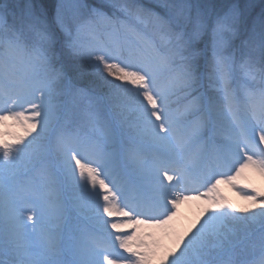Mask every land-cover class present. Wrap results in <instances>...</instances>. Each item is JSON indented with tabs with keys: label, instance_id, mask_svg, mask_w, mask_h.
I'll list each match as a JSON object with an SVG mask.
<instances>
[{
	"label": "snow or ice",
	"instance_id": "6c2138e0",
	"mask_svg": "<svg viewBox=\"0 0 264 264\" xmlns=\"http://www.w3.org/2000/svg\"><path fill=\"white\" fill-rule=\"evenodd\" d=\"M247 169L264 177V0H0V264H264Z\"/></svg>",
	"mask_w": 264,
	"mask_h": 264
},
{
	"label": "rangeland",
	"instance_id": "374dc122",
	"mask_svg": "<svg viewBox=\"0 0 264 264\" xmlns=\"http://www.w3.org/2000/svg\"><path fill=\"white\" fill-rule=\"evenodd\" d=\"M246 171H248V169L245 170V172ZM245 172L242 174V177L239 179L240 182L247 183V184L252 183L253 185L263 184L262 181H264V177L257 175L254 171H250L249 173H245ZM231 194H234V193L232 192ZM183 222H184V226H188L184 230V232L187 231L189 228H191L192 227L191 225L194 224L192 222H187L186 219H184ZM178 233H180V232H178Z\"/></svg>",
	"mask_w": 264,
	"mask_h": 264
},
{
	"label": "bare ground",
	"instance_id": "6f19581e",
	"mask_svg": "<svg viewBox=\"0 0 264 264\" xmlns=\"http://www.w3.org/2000/svg\"><path fill=\"white\" fill-rule=\"evenodd\" d=\"M9 131L13 132L16 135H23V130L18 128V127L11 128V129H9ZM190 202H191V204H190L191 206H195L196 203H199L200 205H205V203H206L205 200H203L202 203L200 201H194V200H191ZM187 206H189V204Z\"/></svg>",
	"mask_w": 264,
	"mask_h": 264
}]
</instances>
